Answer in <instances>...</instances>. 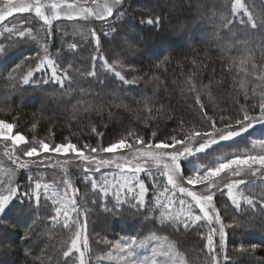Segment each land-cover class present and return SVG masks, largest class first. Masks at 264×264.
Returning <instances> with one entry per match:
<instances>
[{"label":"snow or ice","instance_id":"6c2138e0","mask_svg":"<svg viewBox=\"0 0 264 264\" xmlns=\"http://www.w3.org/2000/svg\"><path fill=\"white\" fill-rule=\"evenodd\" d=\"M164 2L167 3V0ZM84 3L87 4V0H84ZM117 5L120 7H116ZM77 7L76 4L67 3V0H63V3L52 0L50 4L43 0H35L34 4L28 6L17 5L9 0L6 10L0 12V21H5L15 13L31 12L34 8L35 17L46 26L44 42L39 44L36 54L26 56L9 71V80L16 81L14 74L20 72L26 62H35L34 68H29L19 81L12 83L9 95L17 91L22 92V85L34 88L55 85L63 90L66 85L71 87L73 73L92 78L102 88L108 83L116 85L117 81L121 88L125 85H136L143 77H133L129 80L124 74L125 70L129 75L139 71L129 63L131 57H135L140 63L147 62L150 68L159 70L161 65L170 63V55H178L189 47L183 39L173 38L175 25L170 16L160 12L148 14L147 19H140L138 22L135 17L125 19L128 16V9L124 7L123 0H113L111 6L105 7V16L92 12L88 7L79 8L78 15L85 21L90 16L101 23L108 22L109 17L123 21L117 28L111 29L110 38L109 33L102 30L100 32L90 30L96 53L91 56L90 70L81 71L76 67L74 57L64 65L62 60L67 57L62 55L63 45L55 54V58L49 52V40L53 31L58 30L54 29L53 20H59L62 11L75 12ZM159 7V4L155 5V8ZM213 7L227 9L223 0H217ZM242 8H245V5L241 0H235L231 3L230 14ZM45 9L50 10L51 15L46 14ZM66 19L72 21L74 17L68 14ZM224 20L226 23L222 26L231 31L229 25L232 21L227 20V16ZM25 22L31 23L27 20ZM243 24L249 31L264 32V11L258 16L249 13ZM109 27L111 28V25ZM7 31L10 33L7 37L10 40L13 31L18 37H31L20 40L22 44L36 42L37 39L31 36V29L27 32L18 29ZM102 38L104 43L111 45L107 57L102 48ZM77 47V44L73 43L69 44L67 49L69 52H75ZM4 52L6 49L0 47V54ZM191 63L195 69L196 61L193 60ZM233 63L236 61L233 60ZM239 63L246 64L247 58H242ZM101 70L105 74V80L100 79ZM41 71H45L46 75L36 80L34 74ZM0 79H3V73H0ZM151 79L159 83L158 77ZM199 79L197 69L190 73L185 81L187 95L195 94L196 111L188 112L195 120V125L183 116L168 114V119L175 121V127L170 130L167 125L160 128L152 113L163 111L165 105L162 104L157 109L155 104L158 101L142 95L137 104L143 105L140 113L147 116L143 120L144 127L129 122L118 139L107 143L104 142L105 132L98 131L95 125L91 127V135L84 142H80V137L72 133L71 129L69 135L64 136L61 142H46V139L55 134L49 129L46 138L37 139L35 122L31 124L32 139L29 140L21 131L25 127L21 122L22 113L13 114L11 109L4 111L0 108V117H4L0 118V144L4 146L5 155L9 160L18 164L20 169L28 171L27 179L22 185L15 184L11 175L6 186L0 181V224H4L12 214L22 216L27 227L20 238V243L28 244L30 240L37 239L36 228L45 223L44 217L36 215L43 208L47 221L52 226L59 225L72 233L63 256L71 259L79 253L78 264H86L84 250L89 246L87 229L89 217L93 215L89 205L113 215H122V210L127 205L129 209L141 214L148 223L155 224L159 220L161 225L177 233L190 234L193 231H200L201 240L206 241L204 248L209 254L211 264H221L222 253L224 264H230L226 250L228 235L226 229L242 225L235 221L226 225L224 223L226 217L221 216L217 205L221 202L220 196L226 192V200L230 201L235 209H239L243 202L252 209L259 204L261 211H264V188H261L259 193L250 190L245 194L241 186L255 184V181L230 178L241 174L251 175L264 184V138H255L257 135L264 137V91L259 93L258 103H251L249 88L246 82L242 81L239 88L243 90L246 103L240 105L235 102L231 108L222 109L212 96L213 82L210 80L207 85L198 84ZM256 80L260 81V84L252 88V99L256 97V87L264 88V71ZM221 86L223 84H216V87ZM202 90L207 93L208 103L203 102ZM12 102L4 101L5 104ZM168 106H171L170 101ZM153 123H156V127L146 137L145 133ZM123 125L124 122L121 121L119 125H114L113 130ZM102 127L107 128V125ZM73 137L77 143H73ZM92 139L96 140L95 144L91 142ZM242 142L250 144L251 147L242 149L240 147ZM257 148L259 152L256 151ZM225 149L229 151H223ZM220 152L223 154L218 155ZM201 157L205 162H200ZM57 167L61 169L59 177H50L47 182L35 174L41 171L51 172ZM73 173L77 175L75 182L72 179ZM141 174H144V178H141ZM225 177H229L228 182ZM148 178L153 181L150 199H146L150 192L149 186L145 183V179ZM161 180L164 182L161 183ZM77 184L85 190L83 193ZM157 213L159 215H156ZM29 220L31 223H28ZM202 226H208L207 235L203 233ZM73 229L75 231H72ZM9 240L10 236L0 234V249H11L12 244L6 243ZM100 243L111 245L119 254L120 264H160L155 256V247L150 255L140 253L139 250L146 248L147 244L145 240H138L136 235L120 237L115 241L105 238ZM258 247L260 245L255 243L248 248L241 244L238 251L254 253ZM162 255L169 256L170 253L163 252ZM64 264H68V261L65 260ZM260 264H264V260Z\"/></svg>","mask_w":264,"mask_h":264},{"label":"trees","instance_id":"16d2710c","mask_svg":"<svg viewBox=\"0 0 264 264\" xmlns=\"http://www.w3.org/2000/svg\"><path fill=\"white\" fill-rule=\"evenodd\" d=\"M149 1L143 0L145 3ZM233 2L235 0H223V3L227 5V9L213 7L214 3H217V0H203L202 2H198V0H167V3L164 0H155V5H160L155 10L141 5L139 8L146 11L144 13L145 18L143 19H147L148 14L154 15L160 12H163L166 16H170L175 25L173 38L176 40L183 39L189 47L178 55H170V63L161 65L159 70H156L154 67L150 68L147 62L140 63L135 58L130 59L129 63L134 65L139 71L132 72L129 75L125 70L126 79L131 80L133 77H143V79L136 85H125L122 88L117 81L116 88L112 91L107 90L109 86H112L110 83L106 86L107 88H102L92 78L73 73L71 87L66 85L63 90L55 85H49L44 88L22 85V92L17 91L9 95L12 83L19 81L29 68H34L35 62H26L21 71L14 74L16 81L9 80V71L26 56H34L36 54L39 50V44L44 42L46 31H44L45 34H39L40 30H36V26L33 27L31 25L29 29H31V35L37 38L36 42L20 45L18 42L12 41L16 37L15 31L11 33V40L7 38L10 35L7 30H16L17 28H9L8 25L0 23V47L6 49V52L0 54V73H3V79H0V108H3L4 111L11 109L13 114L22 113L21 122L25 124V127L21 131L29 140L32 139L31 124L35 122L37 123L36 138L38 139L46 138L48 130L51 129L55 135L50 137V140L59 143L64 136L69 135V129H71L72 133L80 137V142H84L91 135V127L95 125L98 131L105 132L106 138L104 142L107 143L118 139L129 122H132L133 125L139 124L141 128L144 127L143 120L147 116L140 113L143 105L137 104V101L142 99V94L158 101L155 104L157 109L162 104L165 105L163 111L152 113L160 128H164L165 125H167L169 130L175 127V121L169 120L168 114L183 116L195 125V120L188 115L189 111H196V106L194 105L195 94L191 96L187 95L185 81L189 74L197 69L200 74V79L197 81L198 84L207 85L210 80L213 82L211 89L212 96L220 108H231L235 102L244 105L246 102L243 98V90L239 88V82L242 81V78L247 77V74L243 72L244 70L252 69L257 75L264 71V68L261 67L264 64V48H261L263 46L264 32L249 31L244 27L243 22L247 19L249 13L258 16L261 11H264V0H241L245 8L237 9L234 14H230L231 3ZM169 5H173L174 7L168 8ZM225 16H227V20L232 21V24L229 25L231 31L227 27L222 26L223 23H226L224 20ZM129 17H132V14H128L125 19ZM140 17L138 16V18ZM135 20L138 22L136 18ZM75 21L66 20L65 24L61 20H58V23L53 22L54 29L58 30L53 31L49 40V52L55 58V54L63 45L64 52L62 55L67 57V59L62 60L64 65L69 63L74 57L76 67L81 71L85 69L90 70L92 63L91 56L96 54L90 30L95 29L97 32L102 30L104 33H109L110 38L111 29L117 28L123 21L112 19L108 24H100V21L93 20L91 29L88 24L78 26V22ZM109 25H111V28ZM75 26L81 33L76 31ZM230 35L233 36V39L227 41L229 44L233 45L237 43L245 49L228 50L224 39ZM73 43L77 44L78 47L75 52H69L67 46ZM110 46L104 43L102 38V48L106 57L108 56V48ZM247 47L249 48L246 49ZM165 55L169 54L165 53ZM242 58H247L246 64L241 65L239 63ZM193 60L196 61L195 69L191 63ZM233 60L236 61L235 64ZM184 61H187V63H183ZM253 65H255V69H253ZM99 67L98 61L97 68ZM45 75V71L34 74L36 80ZM248 76L251 75L248 74ZM152 77H158L159 83L151 79ZM100 79L105 80V74L102 70L100 72ZM245 82H248V77ZM217 83H221L223 86L216 87ZM258 84H260V81L255 78V82L252 85L246 84V86L252 91V88ZM122 90L131 93L125 98L121 95ZM136 90L137 92L134 93ZM117 91L120 92L117 93ZM261 91H264V88L256 87L255 99H252V92L249 91L251 103L259 102V93ZM202 96L203 102L208 103L207 93L203 90ZM5 100L13 102L5 104ZM169 101L171 102L170 107L168 106ZM54 105L63 108L59 111L58 115L50 111ZM61 105L64 107H61ZM42 109L43 111H41ZM209 114L211 115V113ZM224 114L227 115V112ZM121 121L124 122L123 127L113 130L114 125H119ZM104 125H107V128L102 127ZM155 127L156 123H153L148 128V131L145 133L146 137L151 134V131ZM255 138L264 137L257 135ZM91 142L95 144L96 140L92 139ZM73 143H77L75 137H73ZM240 147L243 149L251 147V145L242 142ZM223 151L229 150L225 149ZM220 154H223V152L218 153V155ZM200 162H205L203 157H201ZM53 170L56 171L55 169ZM12 171L7 163L4 162L0 165V181L6 186L9 183L11 175L12 179L15 177L13 179L15 184L22 185L27 179L28 171L26 169L17 171V176L16 172L12 175ZM47 173L41 171L35 174L47 182ZM225 180L228 181L227 177H225ZM246 180H254L255 184L245 186V194H247L246 188L248 191L251 190L256 193H259L260 189L264 188V184H261L256 177L251 178L247 176ZM163 182L161 180V183ZM145 183L151 190L152 183L148 179L145 180ZM77 187L81 188L82 193L85 191L80 184H77ZM150 194L151 192H149L146 199L151 198ZM224 196L225 194L221 195V202L217 205L220 208L221 216L226 217L224 223L227 225L235 221L242 225L241 227L226 229L228 234L226 250L229 255L230 264H260L264 260V243H262L264 241V211H261L259 204L252 209L243 202L239 209H235ZM256 199H259L258 195ZM225 206H227V211H225ZM108 207L110 208L111 204ZM89 208L93 212V215L89 218L91 220L95 219L94 222H97V226H99V222L111 217L110 222H113V227L115 228L112 232L119 229L118 226L121 224L124 234L134 233L140 237L142 236V230L144 232L164 234V236L172 240L182 256L189 260L188 264H211L209 254L204 248L206 241L201 240L200 231H193L190 234L177 233L173 229L161 225L159 220L155 224L148 223L143 219L141 214L129 209L127 205L124 206L122 215L106 213L100 208H93L91 204ZM36 215L44 217L45 223L40 224L36 228L37 239L35 240L37 243L35 245L33 243L34 240H30L28 244L20 243V238L24 235V230L27 227V224L23 222L24 218L22 216L12 214L5 220L4 224H0V234L10 236L11 240L6 241V243L12 244L11 249H0V264H64L65 260L68 261V264H75L63 256V252L67 251V245H65L66 239L64 237H68L69 239L72 233L59 225L52 226L47 221V215L43 208ZM156 215L159 214L157 213ZM110 222H106L108 227L111 224ZM28 223H31V221L29 220ZM98 229L101 232L102 229ZM202 231L207 235L208 226H202ZM102 235L104 236V234ZM94 242L92 241L90 244ZM253 243L260 245L254 253H241L238 251L241 244L248 248ZM26 253H30V255H26ZM223 255L222 253L220 257V259L222 258L221 264H224ZM37 257H39V260H37Z\"/></svg>","mask_w":264,"mask_h":264},{"label":"rangeland","instance_id":"374dc122","mask_svg":"<svg viewBox=\"0 0 264 264\" xmlns=\"http://www.w3.org/2000/svg\"><path fill=\"white\" fill-rule=\"evenodd\" d=\"M202 1L203 0H198V2H202ZM43 2L50 4L52 2V0H43ZM58 2L63 3V0H58ZM12 3H15L17 5L23 4L25 6H28V5L34 4L35 0H12ZM67 3L76 4L78 6L77 10L75 12H73L71 10L62 11L60 14L59 20H61V22L63 24H65V21L67 20L66 16L68 14H71L74 17V20H76L75 22H78L77 23L78 26L79 25L83 26V24L84 25L88 24L90 26L89 28L91 29V25H92V22L94 20L93 17L90 16L88 18V20L85 21L84 19H82L78 15L79 8L88 7L92 10V12L99 14L100 16H105L106 15L105 7L111 6L113 3V0H95V3H93V0H87V4L84 3V0H67ZM123 3H124V7L128 9V14H132V17H135L138 21L140 19L145 18L144 13L146 11L139 8L141 5L147 6L150 9H154V10L156 9L155 8V0H150L148 3L143 2V0H123ZM8 4H9V0H0V12L5 11ZM116 7H120V6L117 5ZM173 7H174L173 5L168 6V8H173ZM45 11H46V14L51 15L50 10L45 9ZM177 11H179V10L177 9ZM114 15H115V9H114ZM138 16H141V17L138 18ZM112 19H113L112 17H109L108 22H106V24H108ZM26 20L30 21L31 23H26L25 22ZM53 22L58 23V20H53ZM0 23L8 25L9 28H17L18 30H22L25 32L28 31V29L30 28L31 25L35 24V26H36L35 29L40 30L39 34H45L44 31H45L46 26L43 25V21H41V20H39V18L35 17L34 8L32 9L31 12L15 13L12 17H7L5 21H0ZM99 23L103 24L101 22H99ZM74 28L76 29L77 32L81 33V31H79L76 26ZM1 30H3V28H1ZM31 36H33V35H31ZM232 37L233 36L230 35L226 39H224L226 41V47L228 50L229 49H234V50L245 49V48H243V46H241V45L239 46V44H237V43L233 44L235 46L229 44L227 41L232 40L233 39ZM23 39H31V37H18V36H16L15 39L12 41L13 42L16 41L20 45H22V43H20L19 41L23 40ZM262 43H263V46L261 48H264V39L262 40ZM248 48L249 47H247L246 49H248ZM134 58L135 57H131L130 59H134ZM261 67L264 68V64L261 65ZM243 72H244V74H247V77H248V82L246 84L252 85L255 82V78H256L255 76H258V75L252 69H247V70H244ZM248 74H250L251 76H248ZM247 77L242 78V81L245 82ZM242 81H240L239 84ZM114 88H116V85L109 86L107 88V90L112 91ZM122 91L123 92H121V95H123L122 97H125V98L131 93V92H127L125 90H122ZM249 91L252 92L251 89H249ZM118 92H120V91H117V93ZM135 92H137V90L134 91V93ZM4 95L7 96L6 93H4ZM61 107H64V106L61 105ZM62 109L63 108H59L57 105H54L50 111L55 112V115H58L59 111H61ZM257 111H258V109H257ZM253 114H255V113H253ZM46 142H53V141L50 140V138H49V139H46ZM257 151L259 152V148H257ZM22 159H26V158H22ZM4 162L8 164V166H9V168H11V170H13L12 171L13 174H15V172H16V176H17V171L23 170V169H20L18 167V164L9 160L8 156L5 155L4 146L2 144H0V165H2ZM55 170L57 172L52 170L51 172L47 173V175H46L47 181L49 180L50 177H53V176L57 177V178L59 177V175L61 173V169L59 167H57V168H55ZM109 171H113V170H109ZM141 177L144 178V174H141ZM246 177L247 176H244L243 174H241L239 176H231L230 178L231 179H244V180H246ZM248 177L253 178V176H251V175H248ZM76 178H77L76 173H73L72 179L74 182H75ZM227 179L229 180V177H227ZM148 180L150 183H153L151 178H148ZM226 182H228V181H226ZM241 187L243 188V191L245 192V186H241ZM246 191H247V193L249 192L247 188H246ZM150 192H151V190H150ZM224 194H225L224 197L226 198V192ZM150 197H151V194H150ZM220 198H221V196H220ZM178 208H179V206L177 205V210H178ZM110 218L111 217H108L106 220L99 222V226H97V222H94L95 219L91 220V218H89L88 229H87L89 246L86 250H84V259H85L86 264H120V262L118 260L119 254L115 250H113V248L111 247L110 244L100 243V241H102L105 238H107L110 241H115L117 238H120V237L127 238L128 236L135 235V234L134 233H130V234L125 233L124 234V229H123L121 224L118 226L119 229L115 230V232H112L115 228L113 227V222H110V220H111ZM106 222L111 223V224H109V227H108ZM98 228L102 229L101 232L99 231ZM109 228H112V229H109ZM131 228H134V227H131ZM102 234H104V236ZM64 239H66L65 245L68 246V244H69L68 237H64ZM138 240H145V243L147 244L146 248L139 250L142 255L146 256V255L152 254V249H153V247H155V256H156V259L158 261H160V264H174V262H175V264H180L181 261L183 262V264H188L187 262L189 260H187L186 257L184 258L182 256V254L178 251L176 246L173 244L172 240L170 238L164 236V234H157V232H144V230H142V236L138 237ZM92 241H95L94 243H97V244H94V243L90 244ZM33 243L35 245L37 243L36 240H34ZM82 249H83V246H82ZM163 252H169L170 255L169 256H163L162 255ZM67 259H69V258H67ZM70 260L73 261L75 264H78L79 253H76L75 256L73 258H71ZM220 260L222 262V258Z\"/></svg>","mask_w":264,"mask_h":264}]
</instances>
